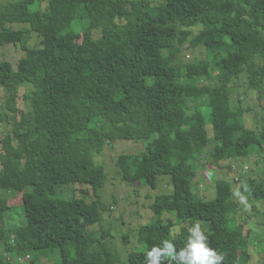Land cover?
Here are the masks:
<instances>
[{
	"label": "trees",
	"instance_id": "trees-1",
	"mask_svg": "<svg viewBox=\"0 0 264 264\" xmlns=\"http://www.w3.org/2000/svg\"><path fill=\"white\" fill-rule=\"evenodd\" d=\"M25 34L34 37L31 46ZM4 45L19 46L24 56L15 70L0 62V123L7 126L0 138V247L20 254L40 249L36 242L44 239L46 249L59 250L60 264H100L98 256L101 264H145L164 240L179 252L199 223L206 246L223 256L220 264H250L252 250L264 253L255 226H247L251 217L239 218L234 181L227 182L230 193L209 201L193 190L203 156L228 161L230 170L251 156L264 161V116L248 145L242 117L247 94L264 100V0H19L0 10ZM187 52L204 56L184 61ZM241 76L238 106L219 100L216 94L227 95ZM208 80L206 92L191 93ZM117 140L147 141L141 153L116 157L119 174L151 186L165 178L171 192L156 196L150 210L176 217L150 224L140 248L122 260L107 232L89 230L107 210L99 197L104 168L94 157ZM68 184L89 192L59 196L57 188ZM3 191L21 194L24 224L6 219L17 207ZM240 191L254 201L253 214L264 216V174ZM159 264L182 262L163 257Z\"/></svg>",
	"mask_w": 264,
	"mask_h": 264
},
{
	"label": "rangeland",
	"instance_id": "rangeland-1",
	"mask_svg": "<svg viewBox=\"0 0 264 264\" xmlns=\"http://www.w3.org/2000/svg\"><path fill=\"white\" fill-rule=\"evenodd\" d=\"M19 0H0V10L5 5L11 2H17ZM156 1V0H153ZM40 8H44V3L39 4ZM28 44L35 42L34 37H28L25 34ZM73 37H66L65 42L71 43ZM24 56V52L20 50L19 46L14 47L12 45H4L0 47V62H8L12 69L15 70L18 61ZM204 56V53L187 52L184 57V61L191 60V58L200 59ZM213 76V75H212ZM214 77V76H213ZM208 82L200 84L199 87L191 89V93L194 96H198L208 90ZM213 84V80L209 82ZM158 86L161 85V80H156ZM246 79L241 76L234 84L229 88L227 95L216 94L217 98L221 101H229L232 107H237V95L242 93ZM3 91L0 88V113L4 112L3 105ZM242 108L245 110L242 113L243 121L245 124L244 141L245 144H253L255 142V132L259 129V125L262 122L264 116V100L258 102L252 94H247L242 102ZM248 109V110H247ZM7 131L5 121L0 123V138ZM203 134L199 133L195 138L196 146H199ZM147 141L133 142L128 140H117L114 144L107 145L104 148L103 153L94 157V161L98 165H102L105 174V183L99 192L100 206L105 207L107 210L102 215L100 225L96 224L89 228V230L95 231L98 234L100 232H107L106 238L108 247L113 252L114 256L118 260H122L130 251L139 249L141 246V239L143 235H146L149 231V225L156 222H163L165 224L174 223L176 220L173 211H165L158 215H155L150 210V205L154 201L155 197L162 194H169L171 192V186L167 185L168 182L162 177L157 178V182L151 186L148 183H137L135 176L128 179H123L119 174V169L116 166V157L120 154H139L141 153ZM5 147L1 145L0 151L5 153ZM211 149L209 143L204 152ZM257 159L255 156H251L249 160L237 161L232 164V169H228V161H221L218 164H213L211 160L205 156L201 157L196 163L198 172L194 178L193 190L197 192L202 201H209L218 194L230 193L228 183L234 184L233 197L235 200L242 203V210L240 211V219L243 221L248 216L251 219L248 222V227H252L258 233L259 239L264 245V216L259 213L254 215L252 205L254 201L247 197V194H242L240 188L244 185L245 181L249 179H259L264 174V161H260L255 164ZM238 178V180H237ZM242 181H240V179ZM167 179V178H166ZM225 179L223 184H218L217 181ZM228 182V183H227ZM137 183V184H136ZM82 191H88L86 187L80 184H68L59 186L57 193L64 198L85 196ZM3 195L8 197V204L17 208L13 209L11 216L6 217L8 222L12 225H20L25 223V218L21 212V208L18 207L21 203V194L13 191H3ZM108 207V208H107ZM259 207V206H258ZM263 208V204L261 205ZM259 207L261 211L263 209ZM103 210H101L102 212ZM11 218V219H10ZM175 232L177 228L174 226ZM207 240L209 239L208 234ZM48 242L44 239H39L36 242V247L40 249H31L20 254H16L13 250L7 251L5 248L0 247V260H8L11 264H60V253L58 249H46ZM43 248V249H41ZM97 261L101 264L103 260L98 256ZM250 264H264V253L252 250Z\"/></svg>",
	"mask_w": 264,
	"mask_h": 264
},
{
	"label": "clouds",
	"instance_id": "clouds-1",
	"mask_svg": "<svg viewBox=\"0 0 264 264\" xmlns=\"http://www.w3.org/2000/svg\"><path fill=\"white\" fill-rule=\"evenodd\" d=\"M206 239L200 224L196 223L189 229L186 244L179 252L171 241L164 240L161 242L162 246H153L146 253L145 264H159L163 257L169 258L170 261L179 260L182 264H220L223 256L206 246Z\"/></svg>",
	"mask_w": 264,
	"mask_h": 264
}]
</instances>
